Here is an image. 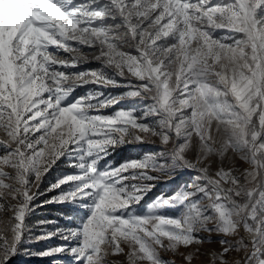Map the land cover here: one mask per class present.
<instances>
[{
    "label": "snow or ice",
    "instance_id": "obj_1",
    "mask_svg": "<svg viewBox=\"0 0 264 264\" xmlns=\"http://www.w3.org/2000/svg\"><path fill=\"white\" fill-rule=\"evenodd\" d=\"M129 144L155 147L111 158ZM47 203L75 207L37 221L67 241L41 257L194 264L216 244L211 264H264V0H0V264L33 254Z\"/></svg>",
    "mask_w": 264,
    "mask_h": 264
},
{
    "label": "rangeland",
    "instance_id": "obj_2",
    "mask_svg": "<svg viewBox=\"0 0 264 264\" xmlns=\"http://www.w3.org/2000/svg\"><path fill=\"white\" fill-rule=\"evenodd\" d=\"M77 53L64 54V55H76ZM86 55L89 56V62L79 65V70L84 69H95L99 67L98 62L91 60L90 53L85 52ZM77 69H72V71H76ZM89 87H95V85H89ZM86 89H77V93L82 94ZM105 91H111L114 94L119 93L122 89H108ZM112 111V110H105ZM155 146L148 145H140V144H129L123 145L115 150L112 155V159H114L117 163L123 162L124 160H135L142 157L149 148H153ZM236 167L240 170L248 167L246 163L243 161H237ZM72 171L69 166L65 163L57 162V165H54L52 170L44 177L43 182L40 184V190L44 191L51 184H55L59 178L63 175L68 174ZM187 180L186 176H176L174 180H168L166 177L162 178L157 182V187L152 190V192L148 193L145 197V209L147 208L148 203H151L152 199L159 193L161 190L166 192L177 191L178 186L182 185ZM66 187V186H65ZM59 190H54L51 192H47L45 195L39 196L36 203H40V201L50 199L51 197L58 194ZM75 205L68 203H47L44 204L43 207H39L36 209L32 217H30V222L32 224V238L30 240H25L21 244V249L29 250L32 255H26L23 252L12 257L10 264H72V258L67 254H56L53 256H44L41 257L39 255H35V253H41L46 249L55 248L61 244L67 243V241L61 240L59 237L53 236L51 239H36L42 234V227L37 226V221H52L54 223H49L46 226L47 231L52 232L55 231L59 227H63L66 225V218L72 215L71 209L74 208ZM83 211V209H82ZM75 221L76 217H72ZM218 245L210 244L206 245L205 248L201 250L202 254L198 259L194 261V264H211V251L214 250ZM110 260L116 261V264H126V260L124 256H111Z\"/></svg>",
    "mask_w": 264,
    "mask_h": 264
}]
</instances>
